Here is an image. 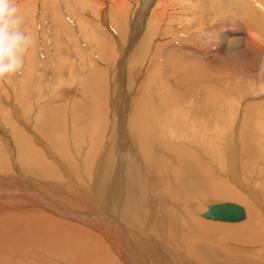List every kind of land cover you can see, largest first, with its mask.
I'll return each mask as SVG.
<instances>
[{
  "label": "bare ground",
  "instance_id": "bare-ground-1",
  "mask_svg": "<svg viewBox=\"0 0 264 264\" xmlns=\"http://www.w3.org/2000/svg\"><path fill=\"white\" fill-rule=\"evenodd\" d=\"M108 1L117 3L115 6L121 5L123 7L127 3V0ZM128 1L132 2V4L142 2L145 4L144 6L148 8L146 13H149L152 9H156L157 13L152 16L154 22L152 28L144 20L137 21L138 26L142 30L145 28L146 32H143V30L139 34L134 35L129 44H119L121 51L126 50L125 45H128L130 48L132 45L138 44L136 43L137 39L138 41L139 38L142 40L146 35H148L149 38H147L150 40L149 44L154 50L163 32L162 29H158L161 20L169 23L171 17L176 21L182 18L186 23L188 22L187 25H190L192 28H201L205 22H209V19L204 18L205 14H210L212 17L217 14L234 19L238 17L241 19L245 30V42L247 44H256L257 47L262 46L264 43V37L260 31L258 33H253L255 29L264 30V0H221V3L215 1L212 5L208 3L210 0H193L194 2H191V8L189 0H178L179 2H175L176 0ZM179 5L180 7L178 8L177 6ZM189 8L190 10H188ZM183 9H185V11H183ZM114 10L117 11L115 8ZM182 11L184 14L178 16L174 15L177 13L180 14ZM179 16L181 18H179ZM201 20L204 22L202 21L201 23ZM123 21V16L117 18L119 26H125ZM114 23L113 21V24ZM151 29L157 30L153 31L151 35ZM149 32L150 34H148ZM136 47L138 48L134 51L135 54L139 52L141 58L146 57V60L151 57L150 55L152 52L150 49H147L148 46L146 44H142L141 42ZM233 55L234 54H229L228 45L224 53L215 50L214 53L210 55L208 62H210L211 67L215 66L220 68L225 61H228ZM169 71L172 72L173 68H169ZM168 75H171V73H168ZM116 81V83H119L120 80L117 79ZM116 87L118 88V84ZM256 97L258 96L252 99L259 100L260 102L253 108L255 113L245 114V117L240 119L239 126L234 123L235 120L231 121V127L235 125L237 131L241 130V132L245 131L246 133H250L251 130L246 127L252 125L256 112L264 114V93L258 98ZM114 98L115 107L112 111V127L110 131H108L107 140L104 141L103 144V132L101 134L98 133V131L95 135L93 134L92 142L85 143L81 142L80 139V141H75L79 136H74V139H71L73 141H71L69 136L66 142L59 144L58 137L52 139L53 133L54 131L56 132V130H54L55 127L53 128V126H51L52 121L51 118H49L50 116H48V111H45L42 115H37L39 117L38 120L35 119L36 113L31 115V117L34 118L31 120H34L33 126L34 128L36 127V139L38 137L39 139L44 138L49 140L50 147L58 151L59 155L63 156V154L69 153L68 156L70 158H68V161L71 165L68 166L72 167L73 171L68 170L64 166V162L59 158L52 156L54 154V152H52L53 150L50 152L49 145L47 146L43 140L39 142V147L34 146L21 126L16 125L10 119L7 121L6 124L10 125L16 145L21 147L22 152L28 156L32 164L29 162L25 164V168L29 174L28 176L26 174V177L23 175L20 167L15 165V167L12 168L13 165L5 162L0 164V170L5 172V175L0 173V217L3 216L0 218V264L6 263L4 260L5 254L15 256L18 254V252H15L17 249H25L30 252L31 250L29 249L34 250L36 249L35 247H37H34L33 244L39 243H48L54 250L63 248L64 252L66 250L64 249L65 246H72L75 248L82 246V248L87 251L88 247L93 250L94 247H100L102 245L107 248L108 251L112 250L113 253L117 255V259H115L110 252L115 259L114 261L119 260L122 264H151L150 261L156 264H199L200 262L205 264H264V253L261 252L264 251V242H262L264 235L261 234L255 222V216L264 220V203L262 204L261 202L260 187H256L253 184L254 180L251 177V167L249 171L244 168V166L247 165L245 164L242 154H239V157L236 159L237 153L240 152V143L234 139L229 140L227 135L230 133L226 130L227 135L222 137L225 139L223 145V147H225L224 150L216 149L217 152L211 151L212 148L210 145L212 143L202 144L199 141L200 145H197L202 149L198 147L186 154L182 152L180 145L187 141L192 143L193 141H198L199 137H195V135L193 137L192 134L189 132L187 133V131H179L180 134L176 135H168L167 133L161 134L159 133L160 130H168L162 126V124L165 125L163 120L166 119H157L159 123L157 121V123L154 124L155 115L149 114L145 109L139 106L137 108L136 106L137 110H135L132 113L133 116H131V112H125L126 109L121 107V103L124 102L125 98L127 102L129 101V103H132L131 101L135 98L133 93L129 96L121 97V95H118ZM155 104L156 103H154L153 106H155ZM52 113H54V111H52ZM59 113L60 116L62 112ZM54 114L56 115V112ZM73 114L76 115L75 112ZM78 114L79 112L77 115ZM86 114L88 113L86 112ZM29 116L30 114L28 115V120L30 119ZM74 118L75 116L73 119ZM94 118H97V116ZM94 118L92 117L89 119L94 120ZM75 119H77V116ZM85 119L88 118L86 117ZM97 122L98 121H96V123ZM73 123L75 124L77 122L74 121ZM172 123L174 124V122ZM181 123L182 122L179 124ZM261 123H263V121H261ZM66 124H68V122H66ZM104 124L102 123L103 126ZM57 125L55 124L54 126ZM243 125H246V127H243ZM128 126L134 128L137 133L136 141L133 143H136L135 145L141 143V158L135 150L128 149L130 145L126 134V127ZM0 127H2V125H0ZM58 127L61 128V125H58ZM92 131H94V128L91 130V133ZM189 131L192 130L189 129ZM204 131L205 130L202 132ZM256 131L257 130H255V132ZM26 132L27 134L29 133V131ZM60 132L62 134V128ZM0 133L1 139L7 136L6 141L13 149L15 144H13L11 135L7 132V129L0 130ZM87 134H89V132ZM240 135L243 138L247 137V135L243 136L244 134L241 133ZM39 139H37V143ZM85 144L89 147L88 151L84 149ZM113 144L116 151L114 150L113 157L110 159L108 154L110 153V146ZM72 146L75 147L78 152L77 154L83 159L79 158V160H76L78 159L76 158L77 156L72 157L70 155L73 154L74 151ZM99 148L100 151H98ZM166 149H170L173 154L165 152ZM198 149H201V154ZM207 149L209 154L213 155V157L205 155ZM43 151L45 157L43 153L41 154ZM181 152L182 154L180 155ZM243 152L246 155L254 156V152H252L250 147L244 148ZM201 155L203 156L202 158ZM52 157H54L55 160H53ZM63 157L65 158V156ZM24 161L27 160L23 158L21 161L23 165ZM214 162L217 163V165H214ZM258 162V159H255L251 166L256 165L255 163ZM38 164L45 165V169L41 170ZM257 169L258 168L253 169V172H259L261 170L257 171ZM119 170H121L119 173L120 175H117ZM13 172L16 174H12ZM79 173H82V175H79ZM75 176H77L78 182ZM222 178L234 182L242 189L243 194L240 195L237 190L229 187H223L226 185L221 181ZM13 184H19L21 187L16 190ZM263 185L264 183L262 186ZM163 188H165L164 193ZM214 190L217 191V194L220 196L228 195L235 197L234 200L239 199L249 204L247 208L237 203L243 206L246 212V216L242 220L223 221L228 222L227 227L234 230L233 235L239 233L249 241H253V243L249 242L247 245H244L242 252L232 249L230 247V241L215 244L212 242L211 237H207L208 240L200 239L197 231L198 229L194 227V221L207 229L212 228L214 225L213 219L211 222L210 220H204L202 218L201 215H203V212L199 209L198 205V201L204 199L208 201L211 200L209 195H217L216 193L213 195L212 192H214ZM218 190H223V192H218ZM9 196L25 200L26 203L24 206L21 205L22 207L20 205H16L15 208L10 207L17 211L12 210L15 213H9L11 209L9 207L6 209V206L4 209L3 205H1V201ZM152 200L153 203L151 204ZM157 201H161V209H157L158 207L156 208ZM207 204L209 207V205L213 203ZM161 210H164L162 216H160ZM3 211H7V213L5 212L3 214ZM171 239L173 241H171ZM168 243H170L172 247H170ZM45 247L47 248V245ZM254 249H258L259 252H254ZM50 251L48 253H50ZM41 252V256H43L44 251L41 250ZM82 252L83 250L81 254ZM48 253L46 255H48ZM51 253L53 256V252ZM74 253L73 256L76 254ZM59 254H61V252H58L57 255ZM247 254H255L253 256L258 255L259 259L256 257L255 259L248 258L246 257ZM28 255V253L25 254L24 252V259H27ZM41 256L38 255V257ZM90 256L92 255L90 254ZM100 256L101 255H99L98 258H100ZM16 257L18 258L20 256L18 255ZM174 257L179 259L174 262V260H176ZM45 258H48V256ZM106 259L107 258H105V260ZM55 260H58V258ZM10 262L11 261H9V263ZM115 264L117 263L115 262Z\"/></svg>",
  "mask_w": 264,
  "mask_h": 264
},
{
  "label": "rangeland",
  "instance_id": "rangeland-1",
  "mask_svg": "<svg viewBox=\"0 0 264 264\" xmlns=\"http://www.w3.org/2000/svg\"><path fill=\"white\" fill-rule=\"evenodd\" d=\"M192 1L193 0H189L190 8ZM215 1L221 3V0H210L208 3L212 5ZM15 2L23 20V27L27 33L34 37L35 42L26 54L22 71L17 73L10 80H0V120H2L0 121V125H2L0 130L7 129V132L11 135L13 144H15L12 149L11 145L6 141L7 136L1 139L0 133V164L3 162L7 164L10 163V165H13L12 168L16 165L20 167L25 177L26 174L27 176L29 175L25 168V164L26 162L30 163L31 160L22 152L21 147L16 145L10 125L6 124L9 119L16 125L22 127V130L34 146H38L39 142L42 140L47 146L50 144L49 140L44 138L39 139L38 137L37 139H39V141L37 143L35 133L36 127L34 128L33 126L34 120L31 121L34 119L31 117L32 114L36 113L35 119L38 120L39 117L37 115H42L45 111H48V116L51 118V126H53V128L55 127L54 130H56V132L58 131L56 133L53 130L54 135L52 139L58 137L59 144L66 142L69 136L70 140L74 139V136H79L75 141L80 139L81 142H92L93 134L95 135L97 131L101 134L103 132V144V142L107 140L108 131H110L112 127V111L115 107L114 97L118 95L125 97L133 93L135 96L134 102L131 101L132 103H129L125 98L124 102L121 103V107L126 109L125 112H131L130 115L133 116L132 113L137 110L139 106L145 109L149 114L155 115L154 124L157 123V119L167 120H163L165 125L162 124V126L169 131H161L159 129V133L176 135L180 134L179 131H187V133L189 132L193 137L194 135L195 137H199L198 141H193V143L187 141L180 145L182 152L186 154L192 149L194 150L200 147L199 141L202 144L212 143L210 145L212 148L211 151L217 152L216 149L224 150L225 147H223V145L225 139L222 137H225L228 131L230 134L227 135V138H229V140L234 139L240 143V152L237 153L236 159L239 157V154L244 156L245 164L247 165L244 166V168L249 171L251 167V177L254 180L253 184L256 187H260L261 202L262 204L264 203V185L262 186L264 183V114L256 112L252 125L248 127L243 125V127L251 130L250 133H246L245 131L241 132V130L237 131L234 125V123H236L239 126L240 119H243L245 114L255 113L253 108H255V105H258L257 103L260 101L253 100L252 98L255 96L259 97L264 93V90L260 89L253 92L246 86L248 80H254L258 84L264 82V76L260 75V67L264 64V43L262 46L257 47L256 44H247L245 42V30L240 18H226L217 14L212 17L210 14H205L204 18L209 19V22H205L201 28H192L190 25H187L188 22L186 23L180 16L179 18L181 19L179 21L171 17L169 23L164 20L160 21L158 29H162L163 32L154 50L149 44L150 40L148 39V35H146L142 40L139 38L138 41L137 39L136 43L138 44L132 45L130 48L128 45H125L126 50L121 51L119 44H129L134 35L139 34L143 30V32H146L145 28L142 30L138 26L137 21L144 20L151 28L154 26L152 16L157 13L156 9H152L149 13H146L148 8L144 6L145 4L142 2L132 4V2L128 0L124 7L121 5L115 6L117 3L109 2L108 0H15ZM175 2L179 1L176 0ZM177 7L179 8L180 5ZM114 8L117 9V11H115ZM190 8L188 10H190ZM183 11H185V9H183ZM183 11L180 14L176 12L177 14L174 15H182L184 14ZM120 16L124 17L123 22L125 26H119L117 23V18H120ZM113 21L116 24H113ZM202 21L203 20H201V23ZM155 30L157 29H151V35ZM259 31L264 37L263 29H255L253 33H258ZM148 34H150V32ZM230 39L234 46L232 53L234 55L232 58L230 57L228 61L226 60L220 68L215 66L211 67L210 62H208L210 55L214 53L215 50L223 53L226 52ZM139 42L146 44L148 46L147 49L151 50L152 54L148 60L145 59L146 57L141 58L139 52L135 54L134 51L138 48L136 46L140 44ZM169 68H173V71H169ZM168 73H171V75H168ZM115 79H119V83H116L117 81ZM117 84L118 88L116 87ZM154 103H156L155 106H153ZM52 111H54V113L56 112V115L52 113ZM72 111H74L76 115H74ZM85 111L88 114H86ZM59 112H62L60 116ZM78 112L79 114L77 115ZM27 114H30L29 120ZM53 115H55L57 119L55 116L52 117ZM72 116H75V118L77 116V119L80 121L75 118L73 119ZM91 116L93 118L97 116L99 120L97 118H94V120L89 119L92 118ZM86 117L88 119H85ZM233 120H235L233 123L234 126L231 127V121ZM74 121L77 123L74 124ZM96 121L100 124L98 122L96 123ZM261 121H263V123H261ZM66 122H68V124H66ZM172 122H174V124ZM180 122H182V125L179 124ZM57 123L61 125L62 134L60 132L61 128L58 127ZM61 123L65 124L63 125ZM55 124L57 126H54ZM93 128L94 131L91 133ZM126 128L127 139L130 144L128 149L135 150L141 158V143L139 145L133 143L136 141L137 133L131 126ZM189 129L192 131H189ZM201 130L205 131L202 132ZM255 130L257 131L255 132ZM26 131H29V133L27 134ZM88 132L90 136L87 134ZM240 133L244 134L243 136L247 135V137H241ZM48 147L50 152L52 150V152H54L52 156L59 158L64 162V166L68 170L73 171V168L69 167L71 165L68 161V158H70L68 156L69 153L63 154V156H65L64 158L62 155H59L58 151L50 147V145ZM84 147L83 148L86 149L85 151L89 150L86 144ZM246 147L251 148L252 152H254V156L244 154L243 149ZM73 148L75 152L73 151V154L70 155L72 157L77 156L76 158L78 159L76 160H79V158L83 159L77 154L78 152L75 147ZM201 149H198L200 154ZM114 150L116 151L113 144L110 146V153L108 154L110 159L113 157ZM98 151H100V148ZM165 152L173 154L170 149H166ZM42 153L45 157L44 151L41 152V154ZM205 155L213 157V155L209 154L208 149ZM54 157H52L53 160H55ZM202 157L201 155V158ZM23 158L27 160L24 161V165L23 162H21ZM255 159H258L260 163L258 162L255 163L256 165L251 166ZM30 164H32V162ZM214 165H217V163L214 162ZM38 167L41 170L45 169V165L38 164ZM255 168H258L257 171L261 169L259 172L262 173L253 172ZM120 172L121 170H119L117 175H120ZM0 173L5 175L3 170H0ZM12 174L16 173L13 172ZM79 175H82V173H79ZM77 176H75V178L78 182ZM241 179L245 180L244 178ZM221 181L226 185L223 187H229L237 190L240 195L243 194L242 189L234 182L224 178H222ZM18 185L19 184H13V187L17 190L21 187ZM164 189L165 188H163V193ZM218 192H223V190H218ZM212 193L213 195L214 193L217 194V191L214 190ZM210 197L212 201L206 199H204L205 201L197 200L199 209L203 213L208 209L207 203L233 201L247 208L249 206L248 203L246 204L239 199L234 200L235 197L228 195H209V198ZM25 203V200L17 199L14 196H9L1 201V205H3L4 209L5 206L6 209H8L7 207L15 208L16 205L24 206ZM152 203L153 200L151 204ZM156 208H162L161 201H157ZM12 210L17 211L11 209L9 213H15ZM5 212L7 213V211H3V214ZM163 213L164 210H161L160 216H162ZM201 216L204 220H212L205 218L203 215ZM2 217L3 216L0 218ZM212 221L214 225L209 229L201 224L200 226L196 221L193 222L195 229H198L197 231L200 239L208 240L207 237H211L212 242L215 244L230 241V247L240 252L243 251L244 245H247L249 242L253 243V241H249L239 233L233 235L234 230L227 227L228 222ZM255 222L261 234L264 235V220L255 216ZM171 241L173 240L171 239ZM262 242H264V239H262ZM168 244L172 247L170 243ZM46 245L47 248L45 247ZM33 246H37L35 247L36 249L32 250L27 248L31 250L30 252L25 249H22L23 251L17 249L15 252H18V254L15 256L5 254V264H22L23 262L25 264H30V262L31 264H53L54 261V264H72V261L73 264H104L106 261V264H115V262L117 264H122L119 260L114 261L117 259V255L113 253L112 250L108 251L107 248L102 245L100 247H94L93 250L88 247L87 251L82 248V246L78 248L65 246V252L63 248L54 250L48 243L33 244ZM41 250L44 251L43 256H41ZM82 250L83 255L81 254ZM49 251L50 253H48ZM253 251L259 252L258 249H254ZM24 252L25 254H29L27 259L23 257ZM36 252L41 257H38ZM46 252L48 255H46ZM51 252H53V256ZM58 252H61V254L57 255ZM261 252L264 253V251ZM90 254L92 256H90ZM18 255L20 257L17 258L16 256ZM99 255H101L100 258H98ZM253 255L255 254H247L246 257L252 259L256 257L259 259L258 255ZM46 256H48V258H45ZM56 258H58V260H55ZM105 258L107 259L105 260ZM178 259L179 258L174 260V262ZM9 261L11 262L9 263ZM150 263L156 264L152 261H150ZM199 264L205 263L200 262Z\"/></svg>",
  "mask_w": 264,
  "mask_h": 264
},
{
  "label": "clouds",
  "instance_id": "clouds-1",
  "mask_svg": "<svg viewBox=\"0 0 264 264\" xmlns=\"http://www.w3.org/2000/svg\"><path fill=\"white\" fill-rule=\"evenodd\" d=\"M34 37L23 27V20L15 0H0V80H10L21 72L25 57L34 45ZM229 54H232L233 43L229 40ZM264 76V64L260 67ZM246 86L253 92L264 90V82L248 80Z\"/></svg>",
  "mask_w": 264,
  "mask_h": 264
},
{
  "label": "water",
  "instance_id": "water-1",
  "mask_svg": "<svg viewBox=\"0 0 264 264\" xmlns=\"http://www.w3.org/2000/svg\"><path fill=\"white\" fill-rule=\"evenodd\" d=\"M203 216L219 221H239L245 218L246 212L243 206L227 201L210 204Z\"/></svg>",
  "mask_w": 264,
  "mask_h": 264
}]
</instances>
